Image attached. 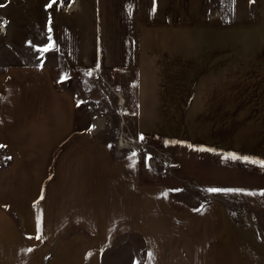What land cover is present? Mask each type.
Here are the masks:
<instances>
[{
	"label": "rangeland",
	"instance_id": "374dc122",
	"mask_svg": "<svg viewBox=\"0 0 264 264\" xmlns=\"http://www.w3.org/2000/svg\"><path fill=\"white\" fill-rule=\"evenodd\" d=\"M75 1L0 0V72L9 64L44 65L56 14ZM246 1L138 0L143 11L128 36L143 37L144 50H175L174 57H143L142 88L129 66L117 71L101 59L71 70L48 58L54 84L74 95L79 132L63 154L54 148L39 164L41 180L27 202L30 226L17 204L0 202L15 225L9 240L30 247L33 264H50L61 252L74 264H216V228L227 221L264 243V57L247 56L264 50L263 39L249 40L248 26L259 25L263 10ZM216 30L224 38L211 43ZM218 43L222 58L197 56ZM215 61L224 80L202 91L201 62L212 68ZM254 65L257 73H245ZM208 75L210 82L215 75Z\"/></svg>",
	"mask_w": 264,
	"mask_h": 264
},
{
	"label": "crops",
	"instance_id": "0c3cea01",
	"mask_svg": "<svg viewBox=\"0 0 264 264\" xmlns=\"http://www.w3.org/2000/svg\"><path fill=\"white\" fill-rule=\"evenodd\" d=\"M246 3L263 10L259 25H248L253 27L249 40H264V0L243 2L244 5ZM142 9L138 0H76L71 8L56 14L53 41L55 49L43 55L44 65L9 64L0 72V145L4 146L0 148V202L13 206L17 204L18 217L23 219L25 226H30L33 216L27 202L31 200V188H35L41 180L39 164L46 163L47 155L54 148L55 154H63L65 142L79 132L75 128L78 119L74 95L54 84L46 66L48 58L52 55L61 58L71 70L80 67L94 68L100 64L101 59H104L105 67L117 71L129 66L135 68L136 83L142 88L146 78L141 73L145 64L143 57L175 56V50H144L143 37L139 40L137 34L128 36L133 31L132 28L138 27ZM152 24L153 22L149 25ZM222 31L216 30V39H211V43L223 40ZM233 36L234 34L231 38ZM216 48L217 50L209 51L210 55L206 50H199L197 56L203 62L210 57L222 58L220 54L223 51L219 50V43ZM250 52L252 51L249 50L247 54L250 58L264 57V50L258 51V55ZM147 65L154 67V61H147ZM200 68L201 75H204L201 79L202 91L212 88L207 82L215 86L223 82V76H220L224 74L223 66L218 61H215L212 68L203 66L201 62ZM249 68L251 70L248 69L245 73H257L255 65ZM261 71L264 73V69ZM208 74L210 77L211 74L215 75L210 82L207 81ZM249 79L256 80L255 76ZM259 79L264 87V78ZM209 96L218 97V93H211ZM202 99L205 102L208 93H202ZM124 102L125 99L121 100V103ZM27 172L31 178L28 181V178H24ZM22 178L23 183H18ZM20 185L22 188H19ZM0 219L3 220L0 221V264H33L31 251H28L30 247L26 248V245L22 246L8 238L7 234L15 233L14 230H9L15 229L14 221L10 220L13 217L3 211ZM216 239L221 242L216 243V264H264V243L258 241L251 231L238 228L227 221L224 227L217 226ZM50 264H74V258L71 254L61 252L56 254Z\"/></svg>",
	"mask_w": 264,
	"mask_h": 264
},
{
	"label": "snow or ice",
	"instance_id": "6c2138e0",
	"mask_svg": "<svg viewBox=\"0 0 264 264\" xmlns=\"http://www.w3.org/2000/svg\"><path fill=\"white\" fill-rule=\"evenodd\" d=\"M53 2H55V0H53ZM48 7H51V4L48 5ZM49 31H51V28H49ZM52 38L49 37V40H51ZM54 46L50 45L49 47H46L44 48L42 51H49V50H52ZM90 74V73H89ZM81 103H84L83 101H78V106L81 104ZM92 128L89 129V131H91ZM144 137L143 135L141 134L140 136V140L143 141ZM4 147L3 145H0V148ZM109 147L111 148L112 146L109 145ZM203 150V149H201ZM137 155V153L135 152H132L130 155H129V159L131 160L133 157H135ZM230 157L232 159H239V157H237L235 154H230ZM7 159H10V157H8ZM150 159V157H147L146 160ZM245 160H247L248 158L245 157L244 158ZM252 163H257V161H251ZM260 163V166L262 168H264V161H260L258 162ZM171 191H181L179 189H175V190H171ZM207 191H209L210 193H213V194H229V193H236V194H244L245 190H242V189H219V188H210L208 189ZM247 194H254V193H247ZM260 195H264V191H261L260 192ZM41 199H43V190H42V193H41ZM38 203V202H37ZM35 206V205H34ZM37 232L40 233L41 232V227H40V217L38 216L37 217ZM36 239H41V236L40 235H37L36 236ZM28 251H32V249H29Z\"/></svg>",
	"mask_w": 264,
	"mask_h": 264
},
{
	"label": "bare ground",
	"instance_id": "6f19581e",
	"mask_svg": "<svg viewBox=\"0 0 264 264\" xmlns=\"http://www.w3.org/2000/svg\"><path fill=\"white\" fill-rule=\"evenodd\" d=\"M121 100H122V101H124V99H123V98H122Z\"/></svg>",
	"mask_w": 264,
	"mask_h": 264
}]
</instances>
